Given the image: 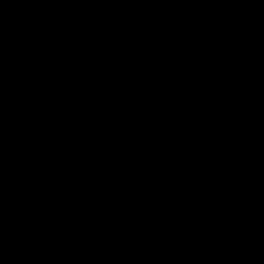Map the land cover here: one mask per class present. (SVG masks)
Returning a JSON list of instances; mask_svg holds the SVG:
<instances>
[{
	"label": "water",
	"instance_id": "95a60500",
	"mask_svg": "<svg viewBox=\"0 0 264 264\" xmlns=\"http://www.w3.org/2000/svg\"><path fill=\"white\" fill-rule=\"evenodd\" d=\"M0 264H264V0H0Z\"/></svg>",
	"mask_w": 264,
	"mask_h": 264
}]
</instances>
